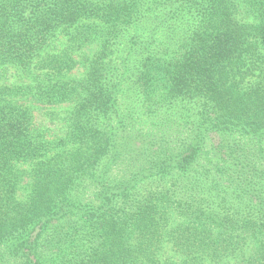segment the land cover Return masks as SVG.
Wrapping results in <instances>:
<instances>
[{
  "label": "trees",
  "instance_id": "16d2710c",
  "mask_svg": "<svg viewBox=\"0 0 264 264\" xmlns=\"http://www.w3.org/2000/svg\"><path fill=\"white\" fill-rule=\"evenodd\" d=\"M0 264H264V0H0Z\"/></svg>",
  "mask_w": 264,
  "mask_h": 264
}]
</instances>
